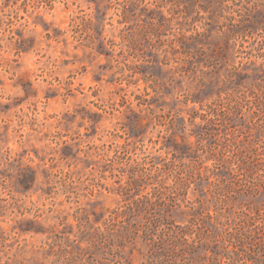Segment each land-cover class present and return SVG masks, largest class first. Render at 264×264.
<instances>
[{
  "label": "rangeland",
  "instance_id": "rangeland-1",
  "mask_svg": "<svg viewBox=\"0 0 264 264\" xmlns=\"http://www.w3.org/2000/svg\"><path fill=\"white\" fill-rule=\"evenodd\" d=\"M0 264H264V0H0Z\"/></svg>",
  "mask_w": 264,
  "mask_h": 264
}]
</instances>
